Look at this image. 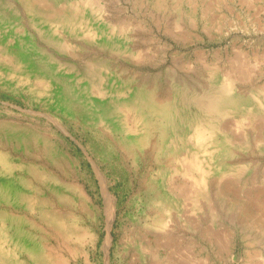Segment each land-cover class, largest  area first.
Returning a JSON list of instances; mask_svg holds the SVG:
<instances>
[{"label": "rangeland", "instance_id": "rangeland-1", "mask_svg": "<svg viewBox=\"0 0 264 264\" xmlns=\"http://www.w3.org/2000/svg\"><path fill=\"white\" fill-rule=\"evenodd\" d=\"M47 1L86 13L61 26L0 0L7 250L23 242L30 264H264V0H196L195 16L188 0H98V16ZM228 81V112H209Z\"/></svg>", "mask_w": 264, "mask_h": 264}, {"label": "bare ground", "instance_id": "bare-ground-1", "mask_svg": "<svg viewBox=\"0 0 264 264\" xmlns=\"http://www.w3.org/2000/svg\"><path fill=\"white\" fill-rule=\"evenodd\" d=\"M29 1L31 3L32 8L35 11H38V13L42 14L43 16H45L47 18H50L51 20L53 19L54 21L58 22L61 26H65V25L70 26L69 23L71 22V25H72L71 27H73L74 25H76V22H77L76 19L80 16H83L86 13V9L82 6H80L78 2H74L73 4H70V6L68 7V6H60V5L50 4L47 0H29ZM97 1L98 0H85L86 5H88V4L91 5L90 13H91V15H94V16H98V14H102L103 13L102 11L104 10L103 6L96 5V3H98ZM165 1L166 0H154V2H156L157 5L164 4ZM188 3H189L188 12L190 13V15L195 16L197 13V2H196V0H188ZM74 18H75V21H74ZM127 26H129V25H127ZM121 29H124V28L121 26ZM129 29L130 28H128V30ZM9 56L14 60V57H12L11 55H9ZM232 90H233V84L230 81H228L220 89L221 95L215 94V95H212L209 97V100L205 103L206 109L209 112L221 111L222 109H221V105L219 103H221L222 98H224L223 96L226 95L227 93L231 92ZM225 111H227V110H224V108H223L221 113H225ZM257 131H260V129L259 130L257 129ZM260 133L261 132H259V134ZM209 136H210L209 128H205V127L200 128L199 127L197 129L196 139L198 140V142H201L202 140L207 139ZM14 165L15 164L10 160L8 153H5V152L0 150V174L3 175V174H7L8 172H12ZM193 167L196 168L197 170H199V172L201 173L200 177L196 180L197 182L195 181L196 183L194 185L195 186L201 185L202 188L204 190H206L207 186H208L207 185V179L209 176V172L206 171L204 166L202 165V163L200 161H197V160H196V163L193 165ZM230 189H231V193L233 192L235 194L234 190H236V189H234V187H231ZM260 191L256 192V193H248L246 195L244 202H245V206H247V208H251L252 206L257 205L258 201L262 200V193H260ZM9 192H10V188L8 186H5V184L0 183V194L6 196V195H8ZM257 209H255L254 214L256 217L259 218L258 220H260V222L264 225V213H263V211H261V207H260L259 212L257 211ZM45 213H46V211H45ZM47 216L50 217L51 215L47 214ZM0 217H1L0 218V257L1 256L7 257V255L9 254V258H6V259L0 258V264H30V263L26 262L25 260H22L21 256H18V254H20L22 252V248L25 247L23 242L13 241V245H11L8 250L4 246L3 241H8L9 240L8 237L11 235V233H9L10 231H8V229L4 225L6 222L5 219H7L6 218L7 216H5L4 214H1ZM11 238H12V235H11ZM12 240H13V238H12ZM36 254L37 253H33V252L30 253V255L31 256L33 255L34 257L36 256ZM49 260H51V259H49ZM263 263H264V260H263Z\"/></svg>", "mask_w": 264, "mask_h": 264}]
</instances>
